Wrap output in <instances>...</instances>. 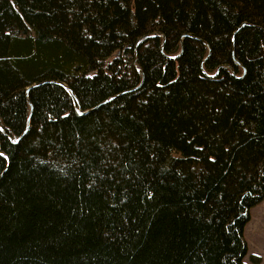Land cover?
<instances>
[{
  "label": "trees",
  "instance_id": "obj_1",
  "mask_svg": "<svg viewBox=\"0 0 264 264\" xmlns=\"http://www.w3.org/2000/svg\"><path fill=\"white\" fill-rule=\"evenodd\" d=\"M263 198L264 0H0V264H248Z\"/></svg>",
  "mask_w": 264,
  "mask_h": 264
},
{
  "label": "rangeland",
  "instance_id": "obj_2",
  "mask_svg": "<svg viewBox=\"0 0 264 264\" xmlns=\"http://www.w3.org/2000/svg\"><path fill=\"white\" fill-rule=\"evenodd\" d=\"M250 216L245 227L248 252L244 260L248 264H264V198L251 207Z\"/></svg>",
  "mask_w": 264,
  "mask_h": 264
}]
</instances>
